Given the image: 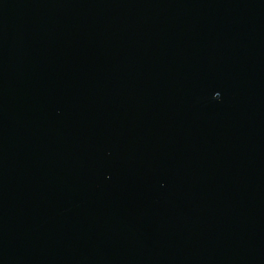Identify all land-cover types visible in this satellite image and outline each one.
<instances>
[{"label": "water", "instance_id": "95a60500", "mask_svg": "<svg viewBox=\"0 0 264 264\" xmlns=\"http://www.w3.org/2000/svg\"><path fill=\"white\" fill-rule=\"evenodd\" d=\"M0 264H264V0H0Z\"/></svg>", "mask_w": 264, "mask_h": 264}]
</instances>
